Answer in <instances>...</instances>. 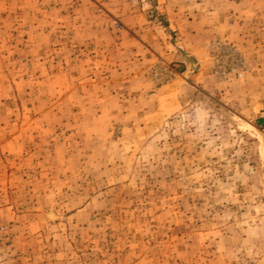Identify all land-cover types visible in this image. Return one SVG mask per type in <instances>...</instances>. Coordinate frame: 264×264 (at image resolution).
<instances>
[{
	"label": "rangeland",
	"instance_id": "rangeland-1",
	"mask_svg": "<svg viewBox=\"0 0 264 264\" xmlns=\"http://www.w3.org/2000/svg\"><path fill=\"white\" fill-rule=\"evenodd\" d=\"M0 264H264V0H0Z\"/></svg>",
	"mask_w": 264,
	"mask_h": 264
},
{
	"label": "crops",
	"instance_id": "crops-1",
	"mask_svg": "<svg viewBox=\"0 0 264 264\" xmlns=\"http://www.w3.org/2000/svg\"><path fill=\"white\" fill-rule=\"evenodd\" d=\"M192 21L191 23L189 22L188 25H186V29H184V34L182 35V39L183 40V45H178L179 48L183 51H185L187 53L188 57H191L193 60H197L199 61V58L201 57V54L203 52V48L204 45L202 43H195L194 40H196L197 38V32L195 33V26L194 27H190L192 26ZM189 27V28H188ZM201 29H199L200 31ZM183 32V31H182ZM189 32V33H186ZM186 38H190L188 39V41H186Z\"/></svg>",
	"mask_w": 264,
	"mask_h": 264
},
{
	"label": "built area",
	"instance_id": "built-area-1",
	"mask_svg": "<svg viewBox=\"0 0 264 264\" xmlns=\"http://www.w3.org/2000/svg\"><path fill=\"white\" fill-rule=\"evenodd\" d=\"M223 55L225 58H231L233 59V63H237L238 60V53L232 49L231 47L223 46ZM230 66L228 64L221 66V69H218L216 71V74L219 76H227L230 74V71H233V69L229 68ZM229 68V69H228ZM231 69V70H230ZM242 75L240 73L237 74V77L240 78Z\"/></svg>",
	"mask_w": 264,
	"mask_h": 264
}]
</instances>
